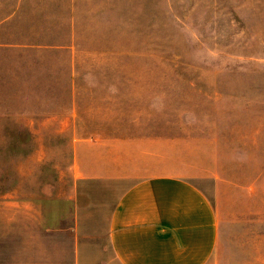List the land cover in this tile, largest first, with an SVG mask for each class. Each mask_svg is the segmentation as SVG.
<instances>
[{"label":"rangeland","instance_id":"1","mask_svg":"<svg viewBox=\"0 0 264 264\" xmlns=\"http://www.w3.org/2000/svg\"><path fill=\"white\" fill-rule=\"evenodd\" d=\"M14 11L0 41H71L78 97L70 109L65 50L23 52L43 59V96H0V264L51 261L42 232L67 223L72 141L108 123L194 140L197 170L235 185L221 264H264V0H0V19Z\"/></svg>","mask_w":264,"mask_h":264},{"label":"crops","instance_id":"2","mask_svg":"<svg viewBox=\"0 0 264 264\" xmlns=\"http://www.w3.org/2000/svg\"><path fill=\"white\" fill-rule=\"evenodd\" d=\"M16 12L0 19V29ZM60 50L70 53L66 90L70 109H76L71 41L58 45L0 41V51L18 53L4 65L7 70L0 71V96H43L38 83L44 82V73L36 67L31 70L43 59L24 57L23 52ZM47 80L51 81L50 74ZM108 124L72 141L70 184L64 191L67 223L57 225L53 218L42 232L51 250L47 264H64L60 259L65 257L67 264H221V199L224 188L235 185L197 170L192 139L112 133L125 124ZM200 179L208 180L212 192Z\"/></svg>","mask_w":264,"mask_h":264}]
</instances>
